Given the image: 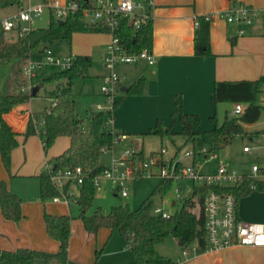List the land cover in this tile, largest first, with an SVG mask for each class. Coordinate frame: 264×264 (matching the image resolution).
<instances>
[{
	"label": "trees",
	"instance_id": "trees-1",
	"mask_svg": "<svg viewBox=\"0 0 264 264\" xmlns=\"http://www.w3.org/2000/svg\"><path fill=\"white\" fill-rule=\"evenodd\" d=\"M16 0H0L1 3H12ZM82 6L91 4V0H78ZM59 19V18H58ZM52 17L45 28H33L29 32L18 35L13 42L5 40V31L0 24V63L13 59L25 60L30 54L41 51L45 46L55 40L71 38L78 31H104L106 28L89 25L81 11L71 12L59 22ZM127 52L139 53L143 49H152L153 45V21L149 20L141 27L134 29L125 18L115 29ZM195 52L197 55H209L210 30L209 21L200 18L197 34L195 36ZM91 65V57L77 55L72 65L67 69L47 67L41 75L39 86L44 83H54L55 88L49 91L53 99L50 112L44 114V124L39 134L44 142L45 150H48L61 136L70 138V144L61 153L55 155L54 164L57 169L82 167L84 182L81 185L78 204L81 209L80 217L87 231L96 233L102 227L119 229L126 246L133 254V264H178L172 258H165L157 250V245L168 236L173 235L183 248L196 244L198 252L205 251L207 232L205 228V215L203 203L209 186L200 185L195 188L194 194L185 198L182 207L164 217L152 212L151 197L146 198L138 208H131L128 204H120L112 207L109 213L95 211L88 214L87 210L93 203L95 193L94 177L100 174L105 167L102 156L105 150L112 147L118 131H113L107 124L113 111H98L90 116L87 125L77 109V101L73 94L72 86L75 79L84 77ZM145 77L141 76L130 86L129 91L141 94L145 87ZM264 88V76L256 80H218L215 83L212 100L214 104L229 101L242 102L245 105L241 114L227 112L224 121L218 124L217 114L211 116L214 124L209 131H200L202 118L199 114L188 113L183 110L182 97L177 96V108L173 112L174 121L179 120L183 131L184 143H192L193 149L198 155L201 149L206 147L208 152L215 151L228 144L236 135L246 132L245 124L256 122L264 109L261 103V93ZM32 95V93H30ZM30 94L17 95L15 93L0 94V155L5 167L11 169L12 151L20 141L19 133L5 120L4 115L12 108L29 100ZM114 103V109L118 106ZM152 133L164 137H172L176 134L172 127L164 125L162 119H158ZM38 133L32 117L29 119V127L23 133L27 138L31 134ZM144 159L143 150L135 151V161ZM145 160V159H144ZM178 166L183 165L177 160ZM92 171L95 173L92 174ZM40 189L43 198L58 194L54 187L49 172L38 175ZM172 179H162L154 188L167 190L166 187ZM259 179L245 178L235 186L221 187L223 191L232 192L240 197L250 193L258 186ZM219 188V187H218ZM0 206L6 219L18 222L23 217L22 197L11 191L5 180L0 179ZM199 208V210H198ZM44 219L48 234L58 240V252H48L29 247H19L14 250L0 249V264H39L36 262L38 255H43V264H69V242L71 235V217L68 214H51L45 212Z\"/></svg>",
	"mask_w": 264,
	"mask_h": 264
},
{
	"label": "rangeland",
	"instance_id": "rangeland-1",
	"mask_svg": "<svg viewBox=\"0 0 264 264\" xmlns=\"http://www.w3.org/2000/svg\"><path fill=\"white\" fill-rule=\"evenodd\" d=\"M44 1L45 0H16L8 5H2L0 3V18L17 12L22 7L26 8L30 3L37 4ZM60 1L66 2L67 0ZM52 17L58 19L51 9L44 8L43 13L34 18L32 28L47 27ZM17 36L18 31L12 29L6 32L4 38L6 41L9 40L8 42H10L15 40ZM111 39L112 35L104 31H78L74 32L71 38L55 40L50 44L51 49L62 56L74 54L91 57V65L89 66L87 74L84 77L75 79L72 86L73 94L77 101L78 112L87 125L90 122L91 114L99 110L96 107L97 104H100L104 109H108L112 106L107 96L102 92V87L108 85L105 82V75L114 72L120 77V81L116 83V98L125 94L137 95L130 91H124L120 87L121 85L130 86L132 84V82L126 80L124 71L130 72L138 61L132 63L118 62L114 64L112 69L106 65V49H104V47L105 43ZM140 60H143V58L139 59V61ZM17 62L18 59L15 58L11 61L0 63V94L6 93V91L17 95L30 94L29 90L23 89L21 81L12 79L13 76H15V70L18 65ZM21 79L22 76L20 72V80ZM41 80V77L34 78L32 80L33 86L39 85ZM54 88V83L42 84L37 95L30 94V98L27 102L15 105L8 113V118L12 122L11 124L20 132H25L28 129L31 113L33 123L38 133L31 134L27 138L21 137L20 144L12 151L10 170L5 167L2 156L0 155V179L5 180L3 178H7L10 187L21 195L22 210L24 206L28 212L25 211L28 214L25 218L27 223H32L37 214L41 212L39 209L40 206H42V211L45 206V209L52 213L70 215V241L73 239L72 248L73 254L75 255L72 256V264H132L133 254L125 246L124 238L119 229L113 230L108 227H102L98 230L97 237L94 235L87 245V235L85 234L87 231L80 217L81 209L77 201H75L73 197H70L68 203L63 196L59 201H54L53 198L55 195L45 198L41 195L40 179L38 175L43 172H49V168L54 165L55 155L65 148V141H67V139L69 140L68 137L61 136L48 150H45L41 144L39 131L43 127V114L53 106V99L49 96V91ZM234 109V102H219L217 106L218 124L224 121L227 112L233 114ZM262 113L264 114V109ZM159 119H162L164 125L172 127L176 133L173 134V137H164L163 139L161 135L152 133L151 129L145 132H139L137 138L139 139L140 145L132 144L130 143L131 139L126 140V138L119 141L114 146L113 150L106 151L103 154L102 159L104 164H110L113 156H119L126 149H133L136 152L143 150L145 160L151 157H163L164 161L180 160L184 165L193 166V158L185 154L187 150L193 148V144L189 142L184 143L185 140L181 134L183 127L180 121H174L171 113L167 118L161 117ZM137 122H141V120H137ZM212 126L213 123L209 118L205 120L202 119V129L208 130ZM246 144L253 147L252 142L249 140V135H236L226 147L217 148L215 152L219 155L220 159H223L228 164L234 163L237 166L240 161L248 159L245 158L248 154L253 155L255 153L254 149L248 153H244L242 149ZM163 147L165 151L161 155L160 152ZM144 159H137V161H144ZM196 161V164H200L202 166V172L205 173L210 172L218 165L217 159L208 161V158L203 155H198ZM249 161L251 165L254 163L252 159ZM152 169L154 174L143 176L136 175L128 181L127 196H122L116 185L110 180L101 179V184L95 187L93 203L87 210L88 214H93L97 210L103 213H109L113 206L120 204H128L131 208H138L148 197H151L153 202L152 208L155 206H163L168 212L173 213L182 207L185 198L194 194L197 186L202 185L199 181L192 178L180 176L177 179H172L169 184L164 187L167 190L158 189L154 192L155 186L162 181V178L158 175L159 167L153 166ZM176 188H179L181 194L179 198L176 197ZM70 189L74 192L76 197L80 196V186L72 184ZM60 192L63 193L64 191L61 190ZM173 201H175V203H173ZM13 224L14 223H9V225L4 226L5 233L7 235H14L16 240L28 241L30 244L33 243L37 245L38 247H35L37 250H44L42 249L43 244L50 245L55 243L54 238L50 237L49 234V236L44 233L42 234L40 229L37 230V228L34 231H30L32 235L31 240L28 232H21V234H18V229ZM46 238L48 239L47 241L45 240ZM96 245H99V248L96 249ZM6 247L7 246H5V248ZM10 249L12 248H8L7 250ZM95 249L98 252H96ZM157 250L165 258H172L177 262H181V264L189 263L188 258L195 256L194 251H191L189 257L185 256L182 246L173 235L168 236L164 241L159 243L157 245ZM194 259L195 258H191L190 261ZM36 262L43 264L45 262L43 255H38L36 257Z\"/></svg>",
	"mask_w": 264,
	"mask_h": 264
},
{
	"label": "crops",
	"instance_id": "crops-1",
	"mask_svg": "<svg viewBox=\"0 0 264 264\" xmlns=\"http://www.w3.org/2000/svg\"><path fill=\"white\" fill-rule=\"evenodd\" d=\"M155 2L152 20L153 45L151 49L155 56V62L150 63L148 60L143 59L138 61L130 72L124 71L126 80L132 83L141 76L145 77V87L141 94H125L116 98L119 103L113 110V128L126 135V140L131 139L130 143L137 145H140L137 138L139 132L154 128L159 118H167L170 113L173 114L177 108L178 95L182 97L185 112L196 113L202 119L209 118L210 120L211 116L217 114V106L219 105V103L214 104L212 100L216 81L256 80L264 76L263 15H259L249 24L228 22L224 17L216 16L209 22L211 54L197 55L195 52V36L198 30L196 18L198 16L219 12L236 4L264 8V0H155ZM1 4L8 5L9 3ZM241 29H244L242 34L240 33ZM17 39L18 36L10 42ZM108 42L105 43L104 49H106ZM17 63L15 76L12 79L20 81L22 60L18 59ZM123 87L128 88L124 91H129V85H121L120 88ZM8 113L4 115V118L19 133L18 139L21 142L24 132H20L11 124ZM30 116L32 117L31 113ZM137 120H141V122H137ZM213 126L207 130L202 129L201 125L200 131H209ZM245 129L244 134L249 135L253 147L246 144L244 147L249 146L250 149L245 151L243 147L242 151L248 153L254 149L255 153L253 155L248 154L245 157L248 159L240 161L237 166L234 163L229 165L239 172L247 174L251 172L252 165L256 162L264 167V114L261 113L256 122L245 124ZM41 144L43 146L42 138ZM69 144L70 138L65 141V148ZM251 159L254 161L252 165L249 163ZM216 167L217 165L211 171ZM3 179L8 182L11 191L19 194L10 187L7 178ZM258 179L260 180L258 186L238 200L239 216L250 223H264V175ZM39 209L41 212L37 214L33 222L27 223L25 218L28 212L24 206L22 210L23 217L20 222L6 219L0 206V249L12 248L10 250H14L19 247L36 249L35 247H38L28 241L16 240L14 235H7L4 226L14 223L13 225L18 229V234L28 232L31 240L30 231H34L36 228L37 230L40 229L42 234L48 235L44 214L45 212L56 213L48 211L45 206L43 211L42 206ZM85 234L87 235V245L94 235L95 237L98 235L97 232L89 231ZM54 241L55 243L50 245L43 244L42 249L48 252H58L59 242L56 239ZM72 243L73 239L69 242V264H72V256H75ZM5 246L7 247L5 248ZM97 248H99V245H96ZM186 248L189 252L184 255L189 257L192 250L190 246ZM96 249L95 251L98 252ZM191 258L195 259L190 261ZM191 258H188L189 263L187 264H264V246H233L215 251L195 252V256ZM178 264H181V262H178Z\"/></svg>",
	"mask_w": 264,
	"mask_h": 264
},
{
	"label": "built area",
	"instance_id": "built-area-1",
	"mask_svg": "<svg viewBox=\"0 0 264 264\" xmlns=\"http://www.w3.org/2000/svg\"><path fill=\"white\" fill-rule=\"evenodd\" d=\"M155 0H91L88 6H82L78 0H60L44 1L37 4H29L26 8L22 7L19 11L0 18V24L5 32L15 29L19 34L29 32L32 28L34 18L43 13L44 8H49L59 18L63 19L71 12L81 11L85 21L91 26L106 28L110 31L112 39L106 46L105 62L112 69L115 63L137 62L143 58L150 63L155 62V56L149 49H143L139 53H129L120 42L119 37L115 34V29L120 23L121 18H125L127 22L137 29L141 25L153 20V10L155 8ZM259 15L264 16V8H258L245 4H236L231 8L219 12L206 13L196 18V26H199L200 18L211 21L216 16L224 17L228 22L249 24ZM244 33V29L240 30ZM77 55H60L55 53L50 44L45 46L41 51L30 54L21 65V84L23 89H27L32 93V80L41 77L47 67L57 69L69 68ZM120 81V77L114 72L105 75V82L108 85L102 87V92L107 96L108 101L112 106L104 109L100 104L96 107L98 111L114 110L116 101L117 89L116 83ZM261 103L264 105V88L261 93ZM245 105L242 102L235 104L233 114L243 113ZM47 112H50L47 110ZM43 116V124H44ZM113 117L107 121L108 126L116 131L113 126ZM126 135L117 134L112 147L105 150H113L114 146L121 140L125 139ZM44 144V142L42 141ZM249 146H245L244 150H249ZM165 148L161 150V155ZM193 160L196 158L195 150L189 149L185 152ZM201 154L209 160H218L217 167L208 173L202 172V166L181 165L178 166L177 161H164L163 157H151L144 161H135V150L126 149L119 156H113L110 164H106L100 174L95 175L94 184L99 186L101 179L110 180L114 183L122 196L128 195V181L136 175H152L153 166L159 167L158 175L162 179H177L178 177H189L199 181L202 185L209 186L206 192L203 209L205 215V228L207 232V243L205 251H215L233 246H264V223H250L244 221L238 213L237 196L232 192L221 190V187L235 186L242 182L245 178L258 179L264 175V167L256 163L252 165L250 173H242L230 165L215 152H208L206 147L201 149ZM54 165L49 168L50 178L54 187L58 190L53 198L54 201H59L63 196L66 202L69 203V198L73 197L78 202V197L71 191L72 184L81 187L84 182L82 175V167L67 169H54ZM219 187V188H218ZM64 192L61 193L60 191ZM176 197H181L179 188H176ZM154 214H159L164 217L170 216L163 206H155L152 208ZM194 252H198L196 244L190 246ZM184 254L189 251L184 248Z\"/></svg>",
	"mask_w": 264,
	"mask_h": 264
},
{
	"label": "water",
	"instance_id": "water-1",
	"mask_svg": "<svg viewBox=\"0 0 264 264\" xmlns=\"http://www.w3.org/2000/svg\"><path fill=\"white\" fill-rule=\"evenodd\" d=\"M58 21L59 22H63L64 20L63 19H58ZM39 88H40V86L39 85H36V86H34L33 87V90H32V95H36L37 94V92H38V90H39ZM122 90H127L128 88L127 87H123V88H121ZM54 169H56L57 168V164H54V167H53ZM95 172L94 171H92V174H94Z\"/></svg>",
	"mask_w": 264,
	"mask_h": 264
}]
</instances>
